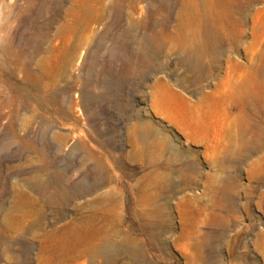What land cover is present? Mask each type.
Instances as JSON below:
<instances>
[{
    "label": "rangeland",
    "instance_id": "rangeland-1",
    "mask_svg": "<svg viewBox=\"0 0 264 264\" xmlns=\"http://www.w3.org/2000/svg\"><path fill=\"white\" fill-rule=\"evenodd\" d=\"M0 264H264V0H0Z\"/></svg>",
    "mask_w": 264,
    "mask_h": 264
},
{
    "label": "bare ground",
    "instance_id": "bare-ground-1",
    "mask_svg": "<svg viewBox=\"0 0 264 264\" xmlns=\"http://www.w3.org/2000/svg\"><path fill=\"white\" fill-rule=\"evenodd\" d=\"M195 4H196V3H195ZM247 80H248V79H247ZM244 84H246V83H244ZM244 84H243V85H244ZM243 92H244V91H243ZM249 150H250V149H249ZM250 151H251V150H250ZM195 242H196V241H195ZM195 245H196V244H195ZM194 249H195V248H194ZM190 255H191V254H190Z\"/></svg>",
    "mask_w": 264,
    "mask_h": 264
}]
</instances>
